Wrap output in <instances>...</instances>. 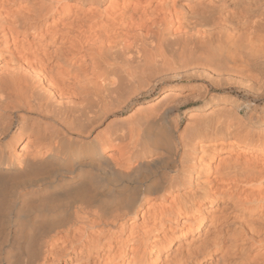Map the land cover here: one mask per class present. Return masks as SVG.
I'll return each mask as SVG.
<instances>
[{
	"label": "bare ground",
	"instance_id": "bare-ground-1",
	"mask_svg": "<svg viewBox=\"0 0 264 264\" xmlns=\"http://www.w3.org/2000/svg\"><path fill=\"white\" fill-rule=\"evenodd\" d=\"M0 264H264V0H0Z\"/></svg>",
	"mask_w": 264,
	"mask_h": 264
}]
</instances>
